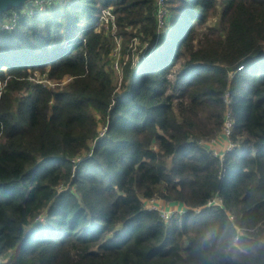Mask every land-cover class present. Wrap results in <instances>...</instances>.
Returning a JSON list of instances; mask_svg holds the SVG:
<instances>
[{
    "label": "trees",
    "instance_id": "obj_1",
    "mask_svg": "<svg viewBox=\"0 0 264 264\" xmlns=\"http://www.w3.org/2000/svg\"><path fill=\"white\" fill-rule=\"evenodd\" d=\"M29 2L0 14V264H190L203 224L264 221V0ZM117 37L158 44L119 73Z\"/></svg>",
    "mask_w": 264,
    "mask_h": 264
},
{
    "label": "clouds",
    "instance_id": "obj_2",
    "mask_svg": "<svg viewBox=\"0 0 264 264\" xmlns=\"http://www.w3.org/2000/svg\"><path fill=\"white\" fill-rule=\"evenodd\" d=\"M190 264H264V221H209L188 239Z\"/></svg>",
    "mask_w": 264,
    "mask_h": 264
},
{
    "label": "built area",
    "instance_id": "obj_3",
    "mask_svg": "<svg viewBox=\"0 0 264 264\" xmlns=\"http://www.w3.org/2000/svg\"><path fill=\"white\" fill-rule=\"evenodd\" d=\"M31 1L33 0H30V2ZM156 4H157V17H158V22H159L158 24H159V27H163L165 25L166 16L168 14L166 0H156ZM99 23L106 25L107 27H110L111 25V28L113 29L115 28V15L113 13L112 7H108L103 10L100 16ZM13 26H14V23L6 22L2 28H12ZM116 39H117V44H120V40L118 41V37ZM233 126H234V119L231 114V111L228 110L226 112L222 134L219 137L215 138L212 142H210V145L212 149H214L215 154H218L222 157L226 150H230L234 147V144L229 139ZM223 141H226V148L224 150L218 149L216 146L217 145L216 143H222ZM146 201L147 200H145V204H146ZM158 201H159L158 199H154V198L150 199V202H153V204L152 206L147 207V208L158 209L166 220H169L172 217V215L179 210V208L177 210L169 209L168 207L162 206ZM186 210L187 208L183 206L181 207L179 212L184 213L186 212Z\"/></svg>",
    "mask_w": 264,
    "mask_h": 264
},
{
    "label": "rangeland",
    "instance_id": "obj_4",
    "mask_svg": "<svg viewBox=\"0 0 264 264\" xmlns=\"http://www.w3.org/2000/svg\"><path fill=\"white\" fill-rule=\"evenodd\" d=\"M42 1H44V0H33V1L29 2V4H31L33 6V9L32 10L30 9V12H33L36 10L39 11L42 6L37 7V5L41 4ZM119 40H120V44H117V48H115V50L113 52V58H112V60H113L112 64H114L115 70L119 73L122 72V65L131 56L130 55L131 54V52H130L131 48L133 49V52H134L135 61L140 62L142 57L146 58L148 56L145 53V50L147 49V47L150 44H155V45L158 44L157 39L150 38V39H146V40H141L139 37H137L136 39L126 40V44L123 46L122 45V39L120 37H118V41ZM118 76H120V75L118 74ZM33 79H35V80L41 79L45 82H48L49 84L53 83V81H50V79L47 78L46 75H41L40 73H36L34 75ZM117 79H120V77H117ZM119 85H120V83H119ZM2 88H3V82H0V91ZM216 144H217L216 146L218 149H222L223 143H216ZM224 149H225V147H224ZM152 204H153V202H150V199L146 201V207H150V206H152ZM168 208L172 209V210H177L178 208H179V210L181 209V207L174 206V205H170V207L168 206Z\"/></svg>",
    "mask_w": 264,
    "mask_h": 264
},
{
    "label": "water",
    "instance_id": "obj_5",
    "mask_svg": "<svg viewBox=\"0 0 264 264\" xmlns=\"http://www.w3.org/2000/svg\"><path fill=\"white\" fill-rule=\"evenodd\" d=\"M30 0H0V14L12 7H18Z\"/></svg>",
    "mask_w": 264,
    "mask_h": 264
},
{
    "label": "crops",
    "instance_id": "obj_6",
    "mask_svg": "<svg viewBox=\"0 0 264 264\" xmlns=\"http://www.w3.org/2000/svg\"><path fill=\"white\" fill-rule=\"evenodd\" d=\"M222 143H223L222 149L224 150V147L226 148V141H223ZM158 202L165 207H168V206L170 207V205L179 206V207L182 206V205H178V204H172V203H169V202H166L163 200H159Z\"/></svg>",
    "mask_w": 264,
    "mask_h": 264
},
{
    "label": "bare ground",
    "instance_id": "obj_7",
    "mask_svg": "<svg viewBox=\"0 0 264 264\" xmlns=\"http://www.w3.org/2000/svg\"><path fill=\"white\" fill-rule=\"evenodd\" d=\"M22 6V5H21ZM19 7V6H18Z\"/></svg>",
    "mask_w": 264,
    "mask_h": 264
}]
</instances>
